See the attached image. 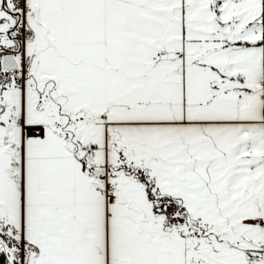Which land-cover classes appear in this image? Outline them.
<instances>
[{"label":"snow or ice","instance_id":"6c2138e0","mask_svg":"<svg viewBox=\"0 0 264 264\" xmlns=\"http://www.w3.org/2000/svg\"><path fill=\"white\" fill-rule=\"evenodd\" d=\"M0 264H264V0H0Z\"/></svg>","mask_w":264,"mask_h":264}]
</instances>
